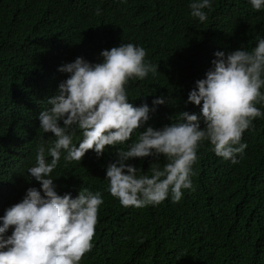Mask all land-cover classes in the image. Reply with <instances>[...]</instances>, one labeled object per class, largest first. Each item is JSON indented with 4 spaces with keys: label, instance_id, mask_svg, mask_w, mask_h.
<instances>
[{
    "label": "trees",
    "instance_id": "16d2710c",
    "mask_svg": "<svg viewBox=\"0 0 264 264\" xmlns=\"http://www.w3.org/2000/svg\"><path fill=\"white\" fill-rule=\"evenodd\" d=\"M189 0H0V215L22 200L35 164L36 146L55 139L39 129L38 115L68 74L63 63L83 57L100 62V52L132 43L158 64L155 75L126 85L134 106L158 96L166 102L150 113L140 131L175 123L179 113H199L185 104L195 82L205 78L216 51L251 50L264 38V10L248 0H213L208 19L191 17ZM257 107H261L257 105ZM264 111V107H261ZM203 127V124H201ZM77 131L73 143L79 142ZM247 147L238 163L217 157L205 141L193 165L192 190L172 203L123 207L108 192L106 166L117 148L106 146L97 159L89 150L81 161L63 155L51 174L60 195L79 189L100 192L92 248L80 264H264V118L242 134ZM50 159V157H48ZM161 156L132 159L138 174L161 168ZM11 234V229L9 233Z\"/></svg>",
    "mask_w": 264,
    "mask_h": 264
},
{
    "label": "clouds",
    "instance_id": "9594fccd",
    "mask_svg": "<svg viewBox=\"0 0 264 264\" xmlns=\"http://www.w3.org/2000/svg\"><path fill=\"white\" fill-rule=\"evenodd\" d=\"M254 11L264 10V0H248ZM213 0H189L190 15L203 23ZM100 62L83 57L63 63L57 71L68 74L47 98L49 107L38 115L39 129L55 139L50 146H36L35 164L27 169L39 188H27L18 203L0 215V264H80L92 248L97 214L103 204L100 192L79 189L78 195L58 194L51 174L61 157L65 162L81 161L92 150L97 159L107 147L116 149L106 166L108 192L123 207L159 205L166 198L179 202L183 190H192L193 165L197 150L208 141L211 150L225 161L238 163L247 147L242 134L257 118H264V38H257L251 50L242 46L229 53L216 51L205 78L195 82L185 104L199 107V113L182 111L177 122L161 128L148 126L139 132L166 97H155L134 106L126 85L155 75L158 64L146 60L145 48L132 43L100 52ZM260 105L261 107H257ZM203 124V127H201ZM81 133L78 144L75 133ZM167 162L161 168L150 164V175L127 163L152 157ZM50 157V159H48ZM11 229V234L9 230Z\"/></svg>",
    "mask_w": 264,
    "mask_h": 264
}]
</instances>
